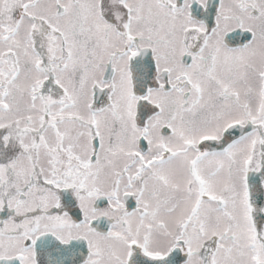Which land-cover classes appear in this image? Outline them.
I'll return each instance as SVG.
<instances>
[{
    "label": "snow or ice",
    "instance_id": "1",
    "mask_svg": "<svg viewBox=\"0 0 264 264\" xmlns=\"http://www.w3.org/2000/svg\"><path fill=\"white\" fill-rule=\"evenodd\" d=\"M0 264H264V0H0Z\"/></svg>",
    "mask_w": 264,
    "mask_h": 264
}]
</instances>
